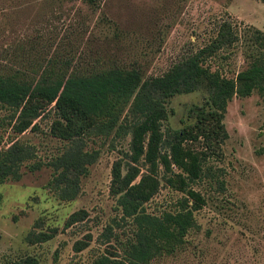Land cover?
<instances>
[{"label": "rangeland", "instance_id": "374dc122", "mask_svg": "<svg viewBox=\"0 0 264 264\" xmlns=\"http://www.w3.org/2000/svg\"><path fill=\"white\" fill-rule=\"evenodd\" d=\"M223 21L230 23L237 39L217 48L204 65L230 78L247 66L255 50L248 40L251 29H264L262 1L0 0V76L43 78L48 65L80 73L109 66L136 68L143 78L155 76L207 45ZM206 96L200 87L166 99L167 119L161 128H179L180 120L187 122V110ZM5 113L1 108L0 148L12 140L26 143L34 147L35 159L40 161L61 148L63 142L48 134L47 119L37 121V130L14 133L1 120ZM222 122L226 137L220 153L207 160L220 169L222 188L207 178L191 185L204 199L193 212L195 227L185 235L182 248L147 264H264L261 91L232 96ZM127 142L128 136L114 140V148L107 142H87V147H99V154L80 178L79 195L69 202L59 201L44 187L50 174L45 166L33 172L22 168L18 180L1 183L0 264H12L24 256L34 258L36 264H86L98 253L114 251L105 225L110 224L121 239L127 227L112 223L118 211L108 192L110 168ZM181 196L161 179L144 209L158 213L173 207ZM77 210H84L85 218L64 226L67 216ZM29 231L46 233L49 238L31 243L25 239ZM75 241H84L86 246L75 252Z\"/></svg>", "mask_w": 264, "mask_h": 264}, {"label": "trees", "instance_id": "16d2710c", "mask_svg": "<svg viewBox=\"0 0 264 264\" xmlns=\"http://www.w3.org/2000/svg\"><path fill=\"white\" fill-rule=\"evenodd\" d=\"M249 34L255 50L247 66L230 78L204 65L217 48L237 39L227 21L217 25L207 45L155 76L143 78L136 68L109 66L80 73L57 70L53 65L44 69L43 78L0 76V109L6 110L2 122L21 133L37 130V121L47 119L48 134L63 142L55 155L40 161L35 159L32 145L10 141L0 148V184L18 180L22 168L33 172L45 166L50 174L44 187L59 201L69 202L79 195L80 178L99 154V147H87V142L98 140L100 145L107 142L114 148V140L128 136L127 148L111 165L108 186L118 211L112 223L126 226L127 235L121 239L110 224L105 225L106 236L115 243L114 251L98 253L86 264H147L154 257L174 253L195 227L193 212L204 204L191 185L207 178L222 188L220 169L207 160L220 153L226 137L222 119L227 102L232 96H247L253 89L260 90L264 100V29L252 28ZM200 87L207 96L187 110V122L180 120L179 128L163 130L165 100ZM161 179L182 196L171 208L147 212L144 204L158 191ZM85 216L84 210L71 212L64 226ZM48 238L46 233L34 231L25 236L31 243ZM85 246L84 241H75L73 250ZM12 264L36 261L24 256Z\"/></svg>", "mask_w": 264, "mask_h": 264}]
</instances>
